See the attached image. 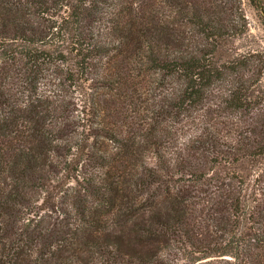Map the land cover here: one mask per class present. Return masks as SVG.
Here are the masks:
<instances>
[{
    "label": "trees",
    "instance_id": "1",
    "mask_svg": "<svg viewBox=\"0 0 264 264\" xmlns=\"http://www.w3.org/2000/svg\"><path fill=\"white\" fill-rule=\"evenodd\" d=\"M264 0H0V264H264Z\"/></svg>",
    "mask_w": 264,
    "mask_h": 264
},
{
    "label": "rangeland",
    "instance_id": "2",
    "mask_svg": "<svg viewBox=\"0 0 264 264\" xmlns=\"http://www.w3.org/2000/svg\"><path fill=\"white\" fill-rule=\"evenodd\" d=\"M245 9L247 11L248 18L250 21V32L260 37V40L263 42L262 45H264V28L257 13L255 12L254 8L248 3H246Z\"/></svg>",
    "mask_w": 264,
    "mask_h": 264
}]
</instances>
